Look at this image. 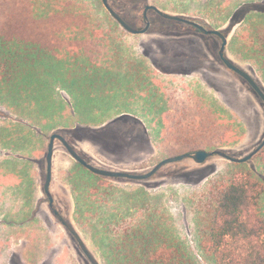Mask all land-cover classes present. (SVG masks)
I'll list each match as a JSON object with an SVG mask.
<instances>
[{"label": "rangeland", "instance_id": "obj_1", "mask_svg": "<svg viewBox=\"0 0 264 264\" xmlns=\"http://www.w3.org/2000/svg\"><path fill=\"white\" fill-rule=\"evenodd\" d=\"M218 1L220 0H165L161 7L179 12L189 11L188 8L198 10L201 7V10L211 12L213 5L217 7ZM258 1L264 5V0ZM103 9L106 8L102 0H0V23L27 21L33 27H39L48 38L50 34L53 35L51 32L55 30L58 39L64 36H72L71 39H73L75 38V29L77 31L86 30L85 36L90 44V49H85L83 46L85 50L78 54L72 51L66 52L64 57L67 59L56 61L51 67L46 66L48 70H43V68L35 70L32 76L20 81L18 86L22 88L16 92L9 91L10 88L5 85H0V166L5 164V160H8L5 159L8 154L5 149V145L8 143L6 134L9 132L8 123L12 122L13 118L23 122L24 147L22 152L25 156H31V158L25 159L29 161L27 164L35 166L37 163L32 158L34 156L42 157V183L46 178V154L49 137L53 132L65 133L69 130L67 127L71 125L81 128L80 132H85L83 130L85 126L100 125V130H94L92 135L106 136L110 134L112 137L117 135V139L113 141L114 148L120 152L126 149L129 137L127 136L128 130L124 125L129 123V120L135 117L134 115H140L143 118L145 109H148L147 106H149L144 101L142 77L139 79L137 77L135 80L133 74H129L130 70L135 71L130 68L133 66L129 61L136 57L141 58L147 62L146 68H148L150 60L144 56V52L146 48L152 46L150 44L152 38H157L160 34L151 32L134 36L130 33L131 35H125L126 37L121 36V41L116 42L115 34L110 28L97 30V22L92 23L89 20L91 14L95 18L96 15L101 14L99 11ZM62 13L65 14V17ZM66 13H70L71 16ZM126 13L129 12L126 11ZM84 15H88V17ZM93 17L91 15V18ZM199 18L201 17L199 16ZM70 20L76 21L78 25L68 24ZM228 25L229 23L225 26ZM231 27L229 41H233L239 24ZM173 32L165 35L176 39L186 35L185 32ZM188 35L193 37L192 34ZM102 41L106 42L103 44L105 48L101 46L100 42ZM217 42V44H213L211 61L207 63H205L206 61H189L185 64L187 68L200 66L201 69L187 72L186 74L190 76H186L184 73V75H173L176 83L169 81L171 86L168 84L167 95L162 103H160L159 92L153 95L154 99L150 110L155 119L149 126L152 135V154L150 160L147 159L148 155L146 154L145 162L137 163V167L144 168L139 172L149 171L166 157L184 153L182 142L179 143L176 138L180 134L179 131L182 132V136L204 141L221 140L224 142L229 140L231 143L225 145L226 149H229L237 157L247 155L264 139V103L243 77L233 70L230 71L222 64L217 55L220 42ZM234 43V47L237 49L231 47L229 55L264 86V77L255 62L251 60L250 54L245 51L244 45L242 44L240 48V42ZM78 46L73 48L80 51L81 47ZM178 46L183 47V43H178ZM117 47H119L118 53L120 50L122 52L121 59L115 53ZM99 50V54H93ZM190 53L193 54L192 51ZM193 55L198 56L195 53ZM92 58L101 60L100 67L87 66L86 61L93 60ZM177 58L184 57L180 55ZM137 62L134 61L133 64L136 66ZM177 65L181 67L179 62ZM143 68L145 69V67ZM205 88L211 91L203 92ZM152 90L159 89L153 87ZM203 108L216 113L219 122L230 126L235 132L230 133L226 130V133L215 136V134H202L193 129L199 115L195 114L203 111ZM159 113H162V117ZM192 120H195L194 124H192ZM138 127H136L132 144L136 149V156L147 145L140 137ZM56 146L53 190L58 196L59 207L61 210L69 209L67 213L70 215L72 223L101 263L100 251L88 236L89 232L79 226L75 220V201L65 194V191L68 192V188H71L66 180V172L70 168L68 165H71L69 161L73 162L72 165L76 161L70 157L61 141L57 140ZM171 146L179 147L177 149L180 151H169L165 154L164 148ZM232 162L215 155L205 163H197L191 158L168 163L153 177L147 179L145 181L147 183L144 185L127 180H116V192L120 195L118 194L115 200L118 199V196L120 199L122 193L130 192L129 190L139 186H146L151 192H162L160 193L163 194L162 197L152 199V217L162 219L169 216L174 229L172 232L180 234V237L186 239L188 246L192 250H196V232L201 217L199 207L209 189L216 183L223 182L225 176L229 178L237 172L260 168L254 160L245 162L246 164L243 166L235 165ZM0 181H7L2 174H0ZM43 200H45L44 195ZM121 203L123 202L121 201ZM261 204L264 205V194ZM40 207H44V212L51 218L49 224H53V228L55 227V230L49 231V240L55 242L56 260L51 258L49 264H93L72 234L51 216L48 202L45 201ZM141 216L142 213L137 214L136 218ZM138 222L136 221V224ZM104 246L105 254H110L113 246L108 243ZM49 251L51 252V250ZM7 264L12 263L7 262Z\"/></svg>", "mask_w": 264, "mask_h": 264}, {"label": "trees", "instance_id": "obj_2", "mask_svg": "<svg viewBox=\"0 0 264 264\" xmlns=\"http://www.w3.org/2000/svg\"><path fill=\"white\" fill-rule=\"evenodd\" d=\"M128 1L118 0L120 11H123L119 13L129 22L133 15H137L138 21H142L141 9L144 3L139 0H132L130 3ZM153 2L161 6L164 3L159 0ZM261 3L258 0H229L228 4L220 1L216 3L217 7L213 5L211 12L199 9L196 13L210 19L214 28H219L228 19L232 20V25L239 23L229 48L237 49L234 47V42L237 41L240 42V48L243 44L245 51L250 54L251 60L264 77V5ZM191 9L183 12H190ZM99 12L101 14L95 18L93 14V18L89 16L90 22H97V30L110 28L115 34L116 42L121 41V36L130 34L108 10ZM152 12L156 13L153 10ZM66 14L71 16L70 13ZM63 15L65 17V14ZM152 19L156 21L159 30L165 33H186L194 29L190 25L165 19L158 14L152 16ZM68 24L78 25L76 21L71 20ZM74 31L73 39L72 36L58 39L55 30L51 32L53 35L49 33L48 38L39 27H33L27 21L0 23V85L16 92L22 88L18 86L20 81L32 76L35 70H48L46 66L51 67L56 61L67 59L64 54L68 51L78 54L90 49L85 36L86 30ZM225 32L228 34L227 30ZM177 42L183 43V47H177L179 49L192 52L197 49L193 44L181 42L179 38ZM100 43L103 46L106 42ZM77 45L81 47L80 51L73 48ZM117 48L115 53L121 59L122 52L120 50L118 53L119 47ZM89 52L91 53V50ZM99 53L100 50L93 54ZM180 55L187 59L197 58L192 53ZM180 55L167 54L166 57L173 60ZM89 61H86L87 66L96 68L101 65L98 58ZM132 61H129L133 66L130 68L135 69L136 73L147 67V62L141 58L136 57ZM134 61H138L136 66ZM31 80L33 83V78ZM260 86L264 89L263 85ZM256 95L258 96L257 93ZM258 98L264 103L259 96ZM202 110L195 114L200 115L196 119L197 124H194L195 120L191 122L194 124L193 129L215 136L226 133V130L235 132L230 126L221 124L216 113L210 109ZM179 132L176 138L179 143L182 142L184 152L223 149L232 154L225 146L231 143L229 140L204 141L182 136V132ZM177 148L179 147L171 146L164 148V151L179 152ZM252 160L261 169L237 172L229 178L225 176L224 181L211 187L205 199L201 201L196 250H192L180 234L172 232L174 229L169 216L162 219L152 217V199L162 197V192H151L146 186H139L129 190L130 192L122 193L121 198L118 196L119 200H115L116 196L120 195L116 192V180L98 175L78 161L66 172V180L75 199V220L89 232L88 236L100 251V264H264V205L261 204L264 194V147L249 161ZM232 163L239 166L246 164ZM130 181L140 185L147 183V179ZM140 213L142 216L136 218ZM136 221L139 222L136 224ZM106 243L113 246L110 254H105Z\"/></svg>", "mask_w": 264, "mask_h": 264}, {"label": "crops", "instance_id": "obj_3", "mask_svg": "<svg viewBox=\"0 0 264 264\" xmlns=\"http://www.w3.org/2000/svg\"><path fill=\"white\" fill-rule=\"evenodd\" d=\"M159 1L161 3L165 2V0ZM220 1L224 4H228L229 0ZM150 2L156 5L153 0ZM157 5L161 10L172 14H186L187 16H200L203 18L199 13H196L199 9H202L201 7L198 10L191 9L190 12H178L169 9H162L161 5ZM208 20L210 23L211 20ZM230 22L231 20L228 19L222 23L220 28H225V25L227 23L230 24ZM157 33L160 34V36L152 38V42L150 43L152 46L146 48L144 53V56L150 60V66H148V68L145 67L140 73L133 72L132 70L129 72L130 75L133 74L135 80L137 77L138 79L139 77H142L145 96L144 101L149 104V106H147L149 110L145 109V115L143 118H141L140 115H134L135 117L129 120V123L126 124L127 126L124 125L128 130L127 136L129 137L128 139L131 144L130 146L127 144L126 149L121 152L113 146V141L117 139V135H114V138L112 136H98L97 138H93V140L105 142L107 150L104 149L103 151H101L99 145H96L91 141L92 139L77 142L76 148L78 152L86 159H90L93 164H102L122 171L139 172L140 170H144V168L137 167V163L145 162L146 154L148 155L147 159H151L152 135L151 127L149 126L155 119L150 110L152 108V100L154 99L153 95L159 92L160 103H162L166 98L165 95H167L166 88L168 84L171 86V81L176 83L173 75L180 74L164 70V68L171 63L168 62L165 57L167 54L174 56L191 52L190 50L177 48L178 39L167 36L168 33L162 31H157ZM139 35L143 34H137L135 36ZM189 37L190 35L186 34L179 40L196 46L197 49L193 51V54H197V58L202 56L201 58L203 59L208 58L211 60L213 55V41L207 42L205 39L196 35ZM229 43L230 41L228 37L226 54L231 60H233L229 55ZM203 55H207V57H203ZM185 75L190 76L187 74ZM153 87L159 90H152ZM204 91L207 92L211 90L205 88L203 89V92ZM160 106L162 105L160 104ZM159 115L162 117V113H159ZM11 121L12 122H9L7 126L9 129L8 134H6L8 137V143L5 145V149L8 152L5 159L8 160H5V164L0 166V174H2L7 180L0 181V264H7V262L12 264H49L51 258H54V261L56 260L54 249V247H56L55 242H50L49 240V231L55 230V227L53 228V224H49L51 218H49L44 212V207H40L45 203V200H43V195L45 196L44 183L41 182L43 171L42 157L34 156L32 158V160L37 163L35 166L27 164L29 161L25 159L31 158V156H25L22 152L24 147L23 122L14 118L11 119ZM162 123L163 122H160V124ZM137 126H139L138 132L140 137L144 143L147 144L140 150L138 156H136L135 147L132 146ZM87 127L97 129L100 128V125H90ZM67 128L73 130L76 127L75 125H71ZM69 155L74 161H77L70 153ZM56 156L57 146L55 142L51 192L54 197L58 199L57 194L54 193L53 190ZM69 163L71 165H68V167H71L73 162L69 161ZM67 191L68 192L65 191V194L69 195V198L75 201L71 188H68ZM38 248L39 251H37ZM49 250H51V252Z\"/></svg>", "mask_w": 264, "mask_h": 264}, {"label": "water", "instance_id": "obj_4", "mask_svg": "<svg viewBox=\"0 0 264 264\" xmlns=\"http://www.w3.org/2000/svg\"><path fill=\"white\" fill-rule=\"evenodd\" d=\"M103 4L106 7V9L114 16L120 23L121 25L126 28L127 30L133 32V33H145L150 26V21L147 16V10L148 9H154L157 11L159 14H161L163 17L168 18V19H173V20H179L183 21L185 23L191 24L201 31L205 33H214L217 34L221 37L222 39V45L219 51V54L221 56V59L223 62L226 64L228 68L239 74L241 77H243L253 88V90L258 94V96L264 101V89L260 86V84L255 80V78L245 69L241 68L239 65H237L233 60H231L227 54H226V47L228 44V37L223 34V32L219 29H208L206 28L203 24L189 19L187 17H183L177 14H172L169 12H165L161 10L157 5L150 4L147 5L144 11V16H145V21H146V26L142 29H135L132 26H130L124 18L110 5L109 0H103ZM60 140L64 146L66 147L67 151L81 164L89 168L95 173L102 174L105 176H110V177H125V178H130L132 180H146L151 177H153L163 166L167 165L168 163L172 162H177L181 161L186 158H191L194 159L197 163H205L207 160H209L211 157L218 155L223 158L229 159L230 161L233 162H247L250 159H252L263 147H264V139L259 143V145L253 149L250 153L243 157H237L234 156L230 153H228L226 150L223 149H214V150H206V149H199L195 151H188L184 152L175 156H169L158 162L152 169H150L147 172H127V171H109L105 169L98 168L89 162L86 161V159L71 145L69 142L66 140V138L60 133V132H53L50 135L49 143H48V148H47V155H46V160H47V172H46V178L44 182V191L49 197L50 201V206L52 210L54 211L55 215L63 224V226L71 232V234L75 237V239L78 241L81 249L83 252L86 254L88 259L93 263V264H100L99 260L95 257V255L92 253V251L89 249L88 245L86 244L85 240L79 233V231L76 229L74 224L65 218L57 209L55 202H54V197L51 192V182L53 179V157H54V150H55V142L56 140Z\"/></svg>", "mask_w": 264, "mask_h": 264}, {"label": "flooded vegetation", "instance_id": "obj_5", "mask_svg": "<svg viewBox=\"0 0 264 264\" xmlns=\"http://www.w3.org/2000/svg\"><path fill=\"white\" fill-rule=\"evenodd\" d=\"M102 2H103V0H102ZM139 2H143L144 4H143V7H142V9H141V13H142V15H143V20L142 21H138V16L136 15H133L132 16V19L130 20V22L128 21V20H126L120 13H119V11L121 10L120 9V7H119V5H118V0H109V3H110V5L124 18V20L130 25V26H132L133 28H135V29H142V28H144L145 26H146V21H145V16H144V11H145V8H146V6L147 5H150V4H152L151 2H150V0H139ZM106 8V7H105ZM160 8V7H159ZM124 10V9H123ZM152 10L153 11H155L154 9H148L147 10V16H148V18H149V21H150V26H149V29L145 32V33H133V32H131V31H129V30H127L126 28H124L122 25H121V23L119 22V24L124 28V29H126L128 32H130V33H132V34H134V35H137V34H146V33H151V32H157V31H160L159 30V26L157 25V23H156V21L154 20V19H152V16L154 17L156 14H158V15H160L161 17H163L161 14H159L157 11H155L156 13H153L152 12ZM125 11V10H124ZM131 11V10H130ZM120 12H122L123 13V11H120ZM111 14V13H110ZM112 15V14H111ZM177 15H180V16H183V17H187V18H189V19H192V20H195V21H197V22H199V23H201V24H203L206 28H208V29H219V30H221L222 32H223V34H225L227 37H229V34H230V32H231V30H232V27H231V25H232V20H231V22H230V24L227 26V27H225V28H214L210 23H209V20L207 19V18H199L198 16H187L186 14H177ZM163 18H165V17H163ZM165 19H168V18H165ZM168 20H172V21H177V22H180V23H184V24H187V25H190V26H192V27H194V29H190V31H188V32H186V34H192V35H196V36H198V37H200V38H203V39H205L207 42H212L213 41V43L214 44H217L218 42L217 41H219L220 42V45H219V48H218V51H217V55H218V58L220 59V61L222 62V64L227 68V69H229L230 71H232L230 68H228L227 66H226V64L223 62V60L221 59V56H220V54H219V51H220V48H221V45H222V39H221V37L219 36V35H217V34H214V33H205V32H203V31H201L200 29H198L197 27H195V26H193V25H191V24H188V23H185V22H183V21H179V20H173V19H168ZM237 23H235V25H236ZM235 25H233V26H235ZM225 30H227L228 31V34L225 32ZM227 48V47H226ZM202 57V56H201ZM201 57H198V58H189V59H187V58H175V59H173V60H171V59H167V57H165L167 60H169L171 63H170V66H167L166 68H164V70L165 71H168V72H173V73H180V74H186L187 72H191L192 70H199V69H201L200 68V66H194V68H187L186 66H185V64L186 63H188L189 61H198V62H202V61H206L205 63H207L208 61H211L210 59H208V58H206V59H203V58H201ZM203 57H207V55H203ZM202 60V61H201ZM178 62H179V64H181V67L179 66V65H177L178 64ZM214 64H215V62H214ZM239 75V74H238ZM79 129H81V128H75V129H69V130H67V131H65V133H61L65 138H66V140L69 142V144H71L76 150H77V148H76V143L77 142H79V141H84V140H90V139H92L91 141L93 142V143H95L96 145H99V147H100V149H101V151H103L104 149L105 150H107V148H106V144H105V142H100L99 140H93V138H97L98 136H94V135H92V133H94V130H100V128H97V129H95V128H90V127H87V126H85V128H83V130L85 131V132H80L79 131ZM93 131V132H92ZM102 136V135H101ZM100 136V137H101ZM105 136V135H104ZM106 136H111L110 134H108V135H106ZM113 138H114V136H113ZM58 140V139H57ZM60 141V140H59ZM130 141L128 142V145L130 146ZM64 145V144H63ZM66 148V147H65ZM78 151V150H77ZM82 155V154H81ZM83 156V155H82ZM84 157V156H83ZM85 158V157H84ZM86 159V158H85ZM86 161L87 162H89L90 164H92V165H94V166H96V167H98V168H101V169H105V170H109V171H122V170H119V169H115V168H112V167H108V166H104V165H102V164H93L92 162H91V160L89 159H86ZM80 163V162H79ZM83 165V164H82ZM84 166V165H83ZM86 167V166H85ZM87 168V167H86ZM89 169V168H88ZM90 170V169H89ZM92 171V170H91ZM93 172V171H92ZM127 172H129V171H127ZM95 173V172H94ZM134 173V172H133ZM96 174H98V173H96ZM98 175H101V176H104V177H107V178H111V179H113V180H117V181H124V180H127V181H130V180H132V179H130V178H125V177H110V176H105V175H102V174H98ZM53 194V193H52ZM53 197H54V195H53ZM45 201H47L48 202V207H49V210H50V213H51V216L52 217H54L55 218V220H57L60 224H61V222L59 221V219L57 218V216L55 215V213H54V211L52 210V208H51V206H50V201H49V197H48V195L45 193ZM54 202H55V205H56V207H57V209L59 210V212L65 217V218H67L68 220H70L71 221V219H70V215L67 213V210H69V209H67L66 210V208L64 209V210H61V208L59 207V202H58V199H56L55 197H54ZM39 212V211H38ZM72 222V221H71ZM61 225H63V224H61ZM68 232H69V230H67ZM70 234H71V232H69ZM80 233V232H79ZM73 236V235H72ZM74 237V236H73ZM75 238V237H74ZM76 240V239H75ZM77 241V240H76ZM78 242V241H77ZM79 244V243H78ZM80 246V245H79ZM81 248V247H80ZM83 251V250H82ZM86 255V254H85ZM88 258V257H87Z\"/></svg>", "mask_w": 264, "mask_h": 264}]
</instances>
